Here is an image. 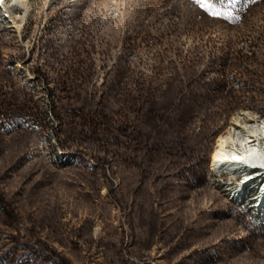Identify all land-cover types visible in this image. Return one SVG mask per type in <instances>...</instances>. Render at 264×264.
Here are the masks:
<instances>
[{
  "label": "rangeland",
  "instance_id": "1",
  "mask_svg": "<svg viewBox=\"0 0 264 264\" xmlns=\"http://www.w3.org/2000/svg\"><path fill=\"white\" fill-rule=\"evenodd\" d=\"M28 1L0 2V264H264V184L211 163L264 122V0Z\"/></svg>",
  "mask_w": 264,
  "mask_h": 264
},
{
  "label": "bare ground",
  "instance_id": "2",
  "mask_svg": "<svg viewBox=\"0 0 264 264\" xmlns=\"http://www.w3.org/2000/svg\"><path fill=\"white\" fill-rule=\"evenodd\" d=\"M0 2L6 7L14 3L23 6V18L30 12L28 0H11L10 4L6 0ZM212 168L235 178L241 177L237 190L231 197L234 201L242 200L244 191L253 187V184H264V122L232 125L227 133L220 135L212 156ZM259 191L261 193L258 196L263 197L259 202L264 203V189L259 188ZM252 205L254 208L258 207Z\"/></svg>",
  "mask_w": 264,
  "mask_h": 264
},
{
  "label": "trees",
  "instance_id": "3",
  "mask_svg": "<svg viewBox=\"0 0 264 264\" xmlns=\"http://www.w3.org/2000/svg\"><path fill=\"white\" fill-rule=\"evenodd\" d=\"M224 134V133H223ZM220 135H222V134H220ZM219 138V137H218ZM215 150V149H214ZM213 153H214V151H213ZM213 153H212V156H213ZM212 158V157H211ZM211 163H212V160H211Z\"/></svg>",
  "mask_w": 264,
  "mask_h": 264
},
{
  "label": "snow or ice",
  "instance_id": "4",
  "mask_svg": "<svg viewBox=\"0 0 264 264\" xmlns=\"http://www.w3.org/2000/svg\"><path fill=\"white\" fill-rule=\"evenodd\" d=\"M212 2H213V3H215V2H216V0H212Z\"/></svg>",
  "mask_w": 264,
  "mask_h": 264
}]
</instances>
